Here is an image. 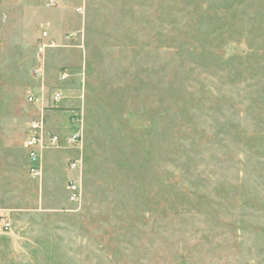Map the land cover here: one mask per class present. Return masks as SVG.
<instances>
[{
  "label": "rangeland",
  "instance_id": "1",
  "mask_svg": "<svg viewBox=\"0 0 264 264\" xmlns=\"http://www.w3.org/2000/svg\"><path fill=\"white\" fill-rule=\"evenodd\" d=\"M0 264H264V0H0Z\"/></svg>",
  "mask_w": 264,
  "mask_h": 264
},
{
  "label": "built area",
  "instance_id": "2",
  "mask_svg": "<svg viewBox=\"0 0 264 264\" xmlns=\"http://www.w3.org/2000/svg\"><path fill=\"white\" fill-rule=\"evenodd\" d=\"M44 37L47 36V33L43 34ZM55 46V42L51 39H48L46 42H43L40 50L43 51L45 47H53ZM33 76L40 85L34 91H27L26 98L29 102L36 103L38 101H44V69L43 66H38L33 70ZM68 77V73L66 71H61L59 74V79L65 80ZM63 99V96L60 91H55L51 97L52 102L59 103ZM29 133L27 134L26 139L24 140V147L28 150L29 157L32 161H36L38 157H40L42 151L49 147H56L59 142V137L57 134L49 132L46 129V124L43 117H40L35 120H31L28 125ZM69 142L73 147H78L77 144L81 140V131L76 128L74 129L68 138ZM79 164V159H74L71 162V167L76 168ZM31 171L34 174H39L40 165L34 163L31 166ZM67 196L70 201H76L79 199L81 195L80 187L76 181H71L67 186ZM11 226L9 221L4 222L3 227L8 229Z\"/></svg>",
  "mask_w": 264,
  "mask_h": 264
}]
</instances>
